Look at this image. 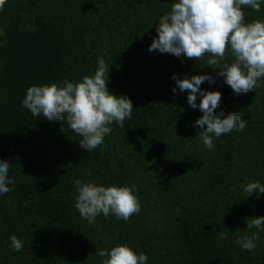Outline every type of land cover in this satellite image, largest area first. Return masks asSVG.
Listing matches in <instances>:
<instances>
[{
	"label": "trees",
	"instance_id": "trees-1",
	"mask_svg": "<svg viewBox=\"0 0 264 264\" xmlns=\"http://www.w3.org/2000/svg\"><path fill=\"white\" fill-rule=\"evenodd\" d=\"M174 2L0 3V159L15 177L13 190L0 195V264H101L98 249L118 244L146 253L147 264H264V231L254 251L236 243L257 232L246 229V218L264 216V194L244 191L249 182L264 184V83L237 95L206 65L207 55L196 61L149 52L159 18ZM244 10L245 22L264 20V2L259 12ZM101 57L109 91L130 97L134 109L88 153L66 120L34 117L22 100L32 85L94 74ZM186 74H211L215 83L201 89L222 93L216 113L236 111L247 122L243 131L215 138L214 150L196 136L203 113L189 105V93H173V76ZM75 179L135 184L141 210L127 222L101 214L89 224L74 207ZM221 230L227 239H218ZM12 235L23 242L19 252Z\"/></svg>",
	"mask_w": 264,
	"mask_h": 264
},
{
	"label": "clouds",
	"instance_id": "clouds-1",
	"mask_svg": "<svg viewBox=\"0 0 264 264\" xmlns=\"http://www.w3.org/2000/svg\"><path fill=\"white\" fill-rule=\"evenodd\" d=\"M264 0H175L170 11L159 18L156 26L158 35L153 39L148 51L159 50L176 57H187L196 61L209 58L206 65L219 69L218 76L224 77L235 94H246L264 83V20L245 22V8L259 12ZM2 3V2H0ZM230 54L231 63L226 60ZM109 66L103 57L91 75L80 81L65 79L62 83L51 82L28 87L22 106L32 116H43L49 121L67 122L80 139L81 148L92 152L104 143L106 135L112 132V124L124 127L131 120L133 101L125 95L109 91ZM180 92L187 91L188 103L197 107L203 115L194 123L201 129L196 136L203 145L214 150V139L232 131H243L246 120L233 111L227 116L224 110L219 114L222 93L219 90H202L203 82L215 83L211 74L173 76ZM202 99L197 103V94ZM10 163L0 159V195L13 189L15 177L9 178ZM76 189L74 207L89 224L95 223L97 216L105 218L114 215L117 220L127 222L141 210L138 187L133 185L97 184L92 181H73ZM244 191L264 194V184L249 182ZM38 199V198H37ZM247 220L246 229H257L256 233L243 235L236 240L243 250L254 251L259 240L258 232L264 231V216ZM215 230V229H213ZM228 234L221 230L218 239H227ZM11 248L21 251L23 242L16 235L10 237ZM96 254L103 258L101 264H147L148 256L138 252L128 244H118L111 249H98Z\"/></svg>",
	"mask_w": 264,
	"mask_h": 264
},
{
	"label": "rangeland",
	"instance_id": "rangeland-1",
	"mask_svg": "<svg viewBox=\"0 0 264 264\" xmlns=\"http://www.w3.org/2000/svg\"><path fill=\"white\" fill-rule=\"evenodd\" d=\"M18 65H19V63H18ZM19 71V70H18ZM18 80V79H17ZM20 90H21V88H20ZM21 92H22V90H21ZM13 115L12 116H15L16 114H17V116H18V113H16V112H14V113H12ZM20 117V116H19Z\"/></svg>",
	"mask_w": 264,
	"mask_h": 264
},
{
	"label": "snow or ice",
	"instance_id": "snow-or-ice-1",
	"mask_svg": "<svg viewBox=\"0 0 264 264\" xmlns=\"http://www.w3.org/2000/svg\"><path fill=\"white\" fill-rule=\"evenodd\" d=\"M0 2H2V0H0Z\"/></svg>",
	"mask_w": 264,
	"mask_h": 264
}]
</instances>
